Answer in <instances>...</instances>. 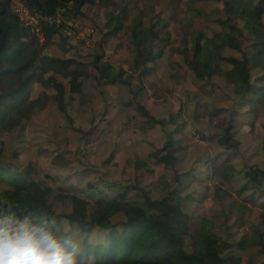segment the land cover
I'll use <instances>...</instances> for the list:
<instances>
[{
  "label": "rangeland",
  "instance_id": "obj_1",
  "mask_svg": "<svg viewBox=\"0 0 264 264\" xmlns=\"http://www.w3.org/2000/svg\"><path fill=\"white\" fill-rule=\"evenodd\" d=\"M133 1L137 8L131 16L141 22L145 30L153 29L161 35L168 22L167 5L173 0ZM180 1L210 12L212 20L223 19L215 12L216 9L224 10V0L205 3ZM153 6L155 12H152ZM146 10L148 12L142 13ZM83 13L85 17H78L82 20H77L67 11L47 18L49 25H54L52 40L45 49L48 56L77 58L78 49L83 52L80 45L85 44L88 49L85 59L101 58L104 55L99 50H103V45H108L110 39L116 40V47H120V41L105 29L107 14L118 15L117 8L105 10L87 6ZM79 25H83L79 28L83 37H79L72 27L77 29ZM21 26L28 31L26 40L37 35L44 42V34L37 24L21 22ZM234 36L239 46L252 52L251 44L236 32ZM236 55L234 48L227 47L222 51L224 57ZM107 62L111 63L110 60ZM221 66L226 71L232 69L224 62ZM168 67L162 69L164 79L155 82L160 85V95L153 97L149 86L142 95L150 111L149 117L137 111L129 90L126 93L128 101L122 99V104L121 90L116 95L105 91L93 99L86 112L79 113V117L73 116V112L70 113L72 109L67 107L69 114L50 124L56 126L58 123L55 128L47 125L38 129L29 125L24 132L22 129L9 135L0 132L7 159L1 170L0 182H4V174H10V168L23 172L34 181L42 179L50 190L59 191L51 192L52 208L57 214H71L75 202L86 204L82 190L93 186L101 192L94 194L97 199L106 196L120 202L137 200L144 205L146 202L139 195L140 189L151 190L159 207L155 211L150 209L151 212L163 210L162 203L173 193L181 200V207L176 212L181 213L186 221L192 217L202 221L208 216L214 222L213 234L219 242L212 241L211 244L218 243L220 251L211 258L198 260V264H229L232 256L240 258L243 264H264V250L260 245L264 234L261 218L264 204V112L259 114L255 105L251 104L249 95L243 91V80L236 74L231 79L218 75L209 79L189 70L179 74L177 84L173 80L165 83L168 90L164 94V81H170ZM125 69L128 72L124 59L119 58L110 77L121 81ZM37 82L41 83L42 79ZM103 86L105 89L107 85ZM196 108H199L200 115L196 114ZM172 117H175V123L170 122ZM223 118H226L225 125L221 127L219 120ZM225 127L233 128L229 147L216 140L207 141L209 136L224 134ZM178 128L179 139H171V132ZM65 133L69 145L64 144ZM44 135L47 136L46 148L40 143ZM130 146L135 148L128 149ZM131 156L139 157L134 167L127 165ZM160 158H165L163 164L159 163ZM64 159L70 163L64 164ZM216 159L220 162L228 160L225 164L232 168L230 177L220 182L212 180L218 168L214 165ZM63 181H69L75 189L69 193L62 190ZM217 186L232 197H219ZM20 189L19 185H10L5 189V195L0 193V199L14 195ZM252 200L258 205H252ZM144 208L148 209L147 205ZM120 219L121 214L115 221ZM65 224L66 228L76 233L83 252L86 236L81 233L80 226ZM231 236L243 238L245 243L234 241ZM185 243L187 246L191 243L189 235L185 236ZM228 245L234 247L228 251L224 249Z\"/></svg>",
  "mask_w": 264,
  "mask_h": 264
},
{
  "label": "trees",
  "instance_id": "obj_2",
  "mask_svg": "<svg viewBox=\"0 0 264 264\" xmlns=\"http://www.w3.org/2000/svg\"><path fill=\"white\" fill-rule=\"evenodd\" d=\"M27 1L29 8L36 13L44 42L37 35L26 40L28 31L21 26L19 18L11 13L9 0L0 2V132L3 135L13 134L17 129L24 132L35 112L50 110L55 103L63 116L68 113L67 107L70 108L73 102L80 100V106L87 107L89 102L85 101L83 95H67L59 78H71L72 84L77 86L79 79L92 78L91 70L98 73L102 86L126 87L136 102L137 111L145 117H149L150 111L142 95L147 86L151 88L153 97L160 95V85L155 82L164 79L162 69L166 66H169L171 74L170 81L166 80L164 84L172 80L177 84L179 74L189 70L209 79L216 75L228 79L239 75L244 83L243 91L249 95L251 104L255 105L259 114L264 112V0H224V10L216 9L215 12V15H222L223 19L217 21L211 19L210 12L173 0L167 5L168 22L161 35L153 29L145 30L141 22L131 17L132 11L137 8L133 0ZM194 1L205 3L212 0ZM87 6L119 10L118 15L107 14L105 29L120 41L119 58L124 59L128 69L120 77L121 81L110 77L112 64L105 62L103 57L101 65L97 57L90 65L84 54H79L77 58L61 59L48 56L45 52L52 40L54 28V25H49L47 18L62 11L85 17L83 10ZM152 12H155L154 6ZM234 32L251 44L252 52L245 51L237 44ZM227 47L234 48L237 55L222 56L223 49ZM222 62L231 65L232 69L224 70ZM49 65L54 67L55 73L38 83L40 73ZM184 77L185 83L186 75ZM163 87L168 90L166 85ZM50 90L55 93L49 95ZM196 111L200 115L199 108ZM225 119L219 120L221 127H224ZM175 121V117L170 120L171 123ZM79 130L84 132L81 128ZM232 131V127H225L224 134L209 136L207 141L216 140L222 146L229 147L233 139ZM89 133L92 134L91 131ZM63 137L64 144L69 145L66 133ZM179 137V128L171 132V139L178 140ZM5 155L6 149L0 140V175L7 160ZM138 159V156H131L127 165L134 167ZM160 159L159 163L163 164L165 158ZM62 162L70 163L66 159ZM225 163L228 160L220 162V159H216L214 165L218 168L212 175L213 181L220 182L230 177L232 168ZM9 171L10 174H4V182H0V193L5 195V189L10 185H19L21 189L0 200L13 203L15 207L12 212L17 216L46 213L58 223L62 222L65 228V222L71 226L79 225L86 240L78 264H198V260L211 258L220 251L218 243L211 244L212 241L219 242L213 234L215 225L212 218L205 216L202 221H198L192 217L186 221L181 213L176 212L181 207V200L175 198L173 193L162 203L163 210L151 212L159 208L151 190L140 189L139 195L148 207L145 209V205L137 200L120 202L106 196L97 199L94 194L101 192L93 186L82 190L86 204L75 202L71 214H57L52 208L51 192H59L58 189L50 190L42 179L34 181L14 168ZM62 184V190L68 193L75 189L69 181H63ZM217 192L221 198L225 195L232 197L220 186H217ZM251 204L258 205V202L252 200ZM120 214L122 219L115 221ZM261 218L264 222V204ZM187 235L191 237L188 246L185 243ZM231 237L234 241L245 243L243 238ZM260 245L264 250V234L260 238ZM233 247L228 245L224 249L230 251ZM229 264H243V261L232 256Z\"/></svg>",
  "mask_w": 264,
  "mask_h": 264
},
{
  "label": "clouds",
  "instance_id": "obj_3",
  "mask_svg": "<svg viewBox=\"0 0 264 264\" xmlns=\"http://www.w3.org/2000/svg\"><path fill=\"white\" fill-rule=\"evenodd\" d=\"M14 207L0 200V264H78L81 246L74 231L46 213L17 216Z\"/></svg>",
  "mask_w": 264,
  "mask_h": 264
},
{
  "label": "crops",
  "instance_id": "obj_4",
  "mask_svg": "<svg viewBox=\"0 0 264 264\" xmlns=\"http://www.w3.org/2000/svg\"><path fill=\"white\" fill-rule=\"evenodd\" d=\"M116 43H117L116 40L113 41L112 39H110L108 45H103V50L102 49L99 50V52H101L104 55V56H102L104 58L103 59L104 61H108V60L111 61L112 68L115 65V63L118 62V59L120 57L119 47L118 46L116 47ZM80 46H81V48H83V52L79 48L78 49L79 54H84L86 56L87 52H88L87 47L84 44H82ZM102 57L98 59V61L100 62V65L102 64L101 63ZM58 58H60V57H58ZM66 58H67V56L65 58H61V59H66ZM95 59H96V57L90 58V59L86 58V62H87V64L92 65L95 62ZM167 67L168 66H166L165 68H167ZM126 72H127V70L125 69L122 76L125 75ZM54 73H55V69L53 66H51V65L46 66L43 69V71L40 73L38 79L41 78L43 81L44 79L51 77ZM90 74L92 75L91 79H88V80L79 79V83L77 86H74L72 84L71 78H66V77L59 78V80L63 82V85L65 87V91H66L67 95L69 93H73L76 95L81 94L85 97V101L89 102L88 106L85 108L80 106V104H79L80 100L77 102L71 103L70 108L72 109V111H70V113L73 112V116L79 117V113H85L86 110L88 109L89 105L91 104L92 100L98 96H101L105 91H107L110 94L116 95L117 93L120 94V90H121L120 104H122V99H126V101H128V97L126 95L128 90L126 87H123L121 89L120 86H117V85H107L104 89V86H102L100 81H99L98 73L94 70H91ZM38 83H40V82H38ZM162 91L165 94L167 89L162 87ZM54 93H55L54 90L48 91L49 95H53ZM79 107H81V108H79ZM61 119H64V116L62 115L58 105L55 103L50 110H47L43 113L35 112L32 116V121L30 122L29 125H33L39 129V128H42L40 126L46 127L47 125H50L51 123L59 122V120H61ZM57 125H58V123L56 124V126ZM56 126L54 124L50 125V127H52V128L53 127L55 128ZM46 139H47V136L44 135V137L42 138V142H40L42 144L41 146H43L45 148L47 147L44 145V143L46 142L45 141Z\"/></svg>",
  "mask_w": 264,
  "mask_h": 264
},
{
  "label": "built area",
  "instance_id": "obj_5",
  "mask_svg": "<svg viewBox=\"0 0 264 264\" xmlns=\"http://www.w3.org/2000/svg\"><path fill=\"white\" fill-rule=\"evenodd\" d=\"M27 4H28L27 0H11V11L13 12L14 15L20 18L21 22H31V23L37 24V19L35 18L36 13H34L31 9H29ZM75 18L77 20H82V18H78V17H75ZM72 27H74L76 32L79 33V37H83L84 35L83 32H79V28H82L83 25L82 26L79 25L77 29L75 28V26H72Z\"/></svg>",
  "mask_w": 264,
  "mask_h": 264
}]
</instances>
